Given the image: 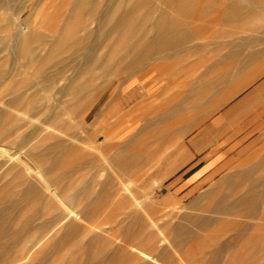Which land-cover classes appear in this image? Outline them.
I'll list each match as a JSON object with an SVG mask.
<instances>
[{"label":"rangeland","instance_id":"obj_1","mask_svg":"<svg viewBox=\"0 0 264 264\" xmlns=\"http://www.w3.org/2000/svg\"><path fill=\"white\" fill-rule=\"evenodd\" d=\"M10 1L0 8V16L7 15L0 40L8 25L27 16L50 37L59 26L76 27L75 16L65 22L72 0ZM184 1L190 13L177 12L167 0L97 2L99 12L88 19L87 46H95L103 62L124 53V36H100L103 11L116 5L126 12L141 4L137 20L151 36L166 13L196 37L174 55H155L136 72L111 75L95 67L88 99L61 92L77 65L89 64L84 51L48 45L36 51L40 60L30 63L0 43V72H11L5 86L23 89L28 82L32 92L39 91L31 113L13 114L24 126L0 142V159L7 153L19 157L14 149L35 126L42 134L29 140L38 147L34 153L55 139H71L53 167L55 154L13 168L34 174L50 165L39 182L54 187L43 197H20L29 180L3 176L1 166L0 188L8 183L0 191V208L17 200L16 210L8 208L4 218L24 235L0 237V264H264V1ZM227 11L238 14L227 17ZM231 39L237 43L233 48ZM48 75L54 83L45 88ZM8 141L13 148L2 151ZM205 162L208 172L201 175L207 176L190 182ZM76 191L73 206L63 213Z\"/></svg>","mask_w":264,"mask_h":264},{"label":"bare ground","instance_id":"obj_2","mask_svg":"<svg viewBox=\"0 0 264 264\" xmlns=\"http://www.w3.org/2000/svg\"><path fill=\"white\" fill-rule=\"evenodd\" d=\"M98 1L99 0H72L70 2V7L72 11L66 15L65 22L70 21L75 16L76 27L71 31H66L63 26L62 27L59 26L54 30L55 34L52 37L48 36L47 34H44L38 29L37 30L34 29L37 25L36 24L30 25L28 23L30 22V17L28 16L24 19L23 23H19L15 25V23L12 22L14 23V25L12 26L8 25V30H7L8 35L6 36V38L3 37L0 40V43H3L2 49L9 51L13 50L23 54L30 63H37L40 60L41 56L37 55L36 51L39 50L40 48L45 49L46 46L48 45L52 47L51 49L58 47L62 50L67 49L75 53L79 51H84L83 52L84 54L82 55L83 60L87 64L88 63L89 64L84 67L80 62H79L80 65L76 64L77 67L75 66L76 68H75L74 76L71 78L73 74H71V76L69 75L70 77V79L68 78L69 82H66V85L63 83L64 87H62L61 89V92L62 91L64 92L63 96L66 95L68 96L69 94H72L73 95L72 99L75 100L81 96H86V99L92 97L91 90L95 85L94 80L96 79V76L91 75V71L95 69V67L100 68L101 73H109L111 75H116L118 72H127V73L136 72L140 70L145 63L150 62L155 55H158V57L160 56L165 57V55L166 56L174 55L180 52L182 49L186 48L188 46V42L196 37L195 35L188 33L189 28L184 22L180 21L176 16H171L166 13L165 14L163 13L160 19L152 27V33L154 34L151 36L147 28L139 24L137 20L139 19L138 11L140 9L141 4L136 2V4H134L126 12L122 10L121 5H116V7L110 10L103 11L102 18L99 23V26L102 27L100 31V36L103 38H107L111 36L114 37L124 36L123 37L124 41L122 42V50L124 51V53L115 62H111V61L103 62L98 58V56H96L95 46L93 47L87 46V38L91 35V29L88 24V19L93 18L99 12V3H97ZM252 1L255 2L257 0H251V2ZM10 2L11 1L9 0L8 2L4 3L2 0H0V8H5L4 6L9 5ZM167 2H168L167 4L173 6L176 9V11L179 13L182 12L190 13L189 11L187 12V10H185L187 4L184 0H167ZM209 5H210L209 3H206L204 5L202 4V6H209ZM237 14H238L237 11L236 12L227 11L225 13L227 17H232ZM5 16L3 15L0 16V24L2 28L7 29L6 27L7 21L5 20L6 19ZM23 24L28 25V29L23 28ZM139 31L143 32L142 36L139 38H135V34ZM9 39L13 40V46L9 45L7 41ZM234 41H232L231 39V41L228 42L229 46L232 48L237 45V43ZM46 59L49 60V62H51L52 56L50 53L49 55H47ZM67 65L68 64H66V66ZM54 71L57 72V70ZM7 72L5 73L0 72V142L5 140L8 135L17 133L24 126L22 120L15 117L13 114L15 112L18 113V111L20 110L24 112L23 114L31 113L35 107L34 106L36 102L35 96L39 93V91L37 90H34L32 92L31 90L32 85L29 84L28 82L24 83L22 87L23 89H21L17 85L10 86L8 83L5 86V83L11 79V74H9L11 72L9 73ZM42 72L43 70L41 68L38 71V73L41 74ZM82 76L84 78L86 77L87 80L83 84L80 83L78 84L77 79ZM61 79L63 80V78ZM43 80H44L43 84L45 88H50V86H52L54 83V77L50 75H48V77L44 78ZM2 85L4 88H1ZM6 91L9 92L7 93L9 97L6 99H2L3 97L1 98V96L4 95ZM27 91H29L31 94L30 93L27 94ZM45 95L47 98L51 96L50 93H46ZM23 101H26L24 106H22L21 103H19ZM74 110H76V108H74ZM18 115L20 116V113ZM29 121H31V119ZM62 121H63L62 119H58L59 124L60 125L62 124V127H65V129H67L68 126L66 125V123ZM42 123L43 121H41V124L40 123L39 124L42 125ZM35 133L39 135L42 134V130L39 128V126H35L33 133L27 136L24 135L25 137L24 138L22 137L23 141L21 140V142H18L19 145L16 146L14 150L21 152L19 157L14 158L12 153H7L5 154V156H3V158L0 159V167L5 166L3 168H6L4 169L5 171L3 173L4 174L3 176H7L8 174L12 173L13 177H17L21 179L27 178L29 180L28 185L24 189L19 190L17 193L22 198H26L30 196L43 197L46 194H49L51 188H53L54 186L50 184L51 186L50 188L46 186V184L41 183V180L39 182V179L51 171L50 170L51 166L53 167L54 165L58 164L60 160L59 156L61 155V153L68 150L70 147L71 139H69V141L67 140L68 142L61 139L60 140L55 139L54 142L44 147L40 152L34 153L33 151L37 150L38 147H36L34 143L29 142V140L30 138H32L33 135L35 136ZM71 138H73V136ZM12 144H13L12 141H8L4 145L2 151L9 150L12 147ZM71 145H73V143ZM52 154H55V157L52 158L53 160L51 166L50 165L47 166L40 172L34 174L29 171H20V170L12 172L13 168L19 163L30 162L36 158L37 160L47 159ZM1 169L2 167L0 168V170ZM3 176L0 177V181L2 179L4 180V178H2ZM7 183L8 181L4 183V186L0 188V191H2L6 187ZM125 189H127V187ZM80 191H76L75 195L71 197L70 202H68L66 204V207L63 209V213L67 207L71 208L73 206V201L80 194ZM17 204H18L17 200H12L7 207L5 206L3 208H0V237L7 233H10L14 237L17 236L18 233H21L23 231V230L12 231L11 230L12 227L10 226L9 222L8 223L5 222L9 220H5L6 217L4 218V214L6 210H8V208H10L11 211L16 210V207L18 206ZM223 204H225V202ZM223 204L220 205V207L222 206L223 208L225 206V205L223 206ZM230 206L232 205L228 204V207ZM25 225H28V222ZM61 239L62 238H59V240Z\"/></svg>","mask_w":264,"mask_h":264},{"label":"crops","instance_id":"obj_3","mask_svg":"<svg viewBox=\"0 0 264 264\" xmlns=\"http://www.w3.org/2000/svg\"><path fill=\"white\" fill-rule=\"evenodd\" d=\"M227 165V164H226ZM224 166V165H223ZM222 166V167H223ZM208 164L205 162V163H203V164H201V165H199L197 168H196V170L194 171V173L192 174V175H190V182H192V181H198V180H200L202 177H204V176H207V175H201L203 172H208ZM209 171H210V169H209ZM227 176L225 175V179H227L226 178Z\"/></svg>","mask_w":264,"mask_h":264}]
</instances>
